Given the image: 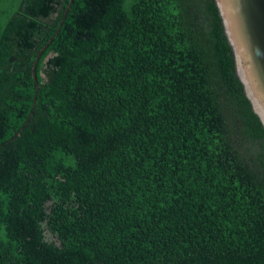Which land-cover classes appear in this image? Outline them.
Returning a JSON list of instances; mask_svg holds the SVG:
<instances>
[{"label":"trees","instance_id":"obj_1","mask_svg":"<svg viewBox=\"0 0 264 264\" xmlns=\"http://www.w3.org/2000/svg\"><path fill=\"white\" fill-rule=\"evenodd\" d=\"M0 264H264L215 0H0Z\"/></svg>","mask_w":264,"mask_h":264},{"label":"water","instance_id":"obj_2","mask_svg":"<svg viewBox=\"0 0 264 264\" xmlns=\"http://www.w3.org/2000/svg\"><path fill=\"white\" fill-rule=\"evenodd\" d=\"M236 73L264 125V0H215Z\"/></svg>","mask_w":264,"mask_h":264},{"label":"rangeland","instance_id":"obj_3","mask_svg":"<svg viewBox=\"0 0 264 264\" xmlns=\"http://www.w3.org/2000/svg\"><path fill=\"white\" fill-rule=\"evenodd\" d=\"M47 239H49V240H56L55 238H53V236L49 233V232H47Z\"/></svg>","mask_w":264,"mask_h":264}]
</instances>
